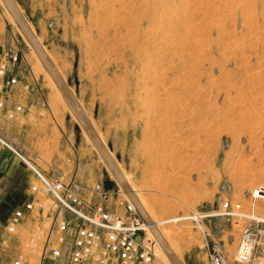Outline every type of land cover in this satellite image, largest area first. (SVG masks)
Returning <instances> with one entry per match:
<instances>
[{"label":"rangeland","instance_id":"374dc122","mask_svg":"<svg viewBox=\"0 0 264 264\" xmlns=\"http://www.w3.org/2000/svg\"><path fill=\"white\" fill-rule=\"evenodd\" d=\"M16 1L105 144L148 199L154 217L216 207L226 200L246 210L252 207L250 191L264 185V0ZM144 14L151 25L147 19L143 26L137 24ZM116 23L124 25L117 28ZM18 26L0 3V38L14 36L24 48L23 74L8 108L17 103L28 108L15 117L0 108V134L18 149L24 142L29 151L25 155L43 167L36 155L47 159L51 146L67 144L65 132L70 129L77 168L81 164L89 170L91 187L110 190L104 187L110 182L109 201L119 203L122 196L131 201L79 121L64 108ZM143 27L152 32L147 52L151 66L162 63L166 72L179 71L184 78L188 93L175 108L158 94L148 64L143 68L137 63L135 46L147 40ZM139 33L143 35L138 40ZM26 81L31 88L25 87ZM27 121L33 127L30 132L25 130ZM12 154L0 145V231L28 192L27 186L10 185L6 176ZM39 196L51 203L48 196ZM255 207L264 213V200ZM165 225L182 262L190 264L185 250H191L200 264H210L207 238L199 225ZM206 226L233 256L243 223L217 217L208 219ZM29 234L30 229L21 226L19 238L13 236L8 249L11 254L23 252L34 264L43 238L30 250L25 245Z\"/></svg>","mask_w":264,"mask_h":264},{"label":"built area","instance_id":"2783aa9c","mask_svg":"<svg viewBox=\"0 0 264 264\" xmlns=\"http://www.w3.org/2000/svg\"><path fill=\"white\" fill-rule=\"evenodd\" d=\"M23 58L24 48L18 41L9 44L0 41V108L6 110L8 117L28 109L22 103L8 108L11 92L23 74L20 68ZM25 87L31 88V83L26 81ZM0 145L17 156L34 176L25 199L12 209L2 224L0 264H32L23 252L11 254L8 249L12 237L19 238L21 226L30 229L25 244L30 250L43 238L40 258L34 264L50 261L54 264H168L157 251V241L149 233L150 225L127 196H122L119 203L109 201L110 190L88 189L76 175L48 174L1 134ZM40 193L48 196L51 203L47 204ZM249 194L252 207L248 210L241 203L226 200L216 207L170 216L166 223L191 221L202 226L211 218L235 219L242 222L243 227L233 256L211 237L208 229L203 231L210 264H254L257 261L264 264V213L255 207L264 200V185L254 187Z\"/></svg>","mask_w":264,"mask_h":264},{"label":"bare ground","instance_id":"6f19581e","mask_svg":"<svg viewBox=\"0 0 264 264\" xmlns=\"http://www.w3.org/2000/svg\"><path fill=\"white\" fill-rule=\"evenodd\" d=\"M0 3L2 6L5 7L7 13L9 14V17H10V20L12 22H14L16 25H17V22L14 18V16L12 15V13L10 12V10L7 8L4 0H0ZM21 9V8H20ZM21 11L23 12V10L21 9ZM142 16V15H141ZM144 19H147V23L150 24V19L148 18L147 15H143L142 17H137V24L140 25V26H143L144 24ZM29 21V20H28ZM30 25L33 27V25L31 24V22L29 21ZM117 25V28H120L121 26H123L124 24H119V23H116ZM151 25V24H150ZM148 26V25H147ZM18 29L21 31V33L23 34L22 30L20 29V27L18 26ZM33 29L35 30V28L33 27ZM140 29V28H139ZM143 30L146 31V29L143 27ZM36 32V31H35ZM144 33V31H143ZM142 33V35H143ZM151 31L148 29L146 31V36H147V40L146 39H143L141 41H138V43L136 44L135 46V50H136V54H137V63L140 64L143 68H147L149 66L150 69V72H151V76H152V79H153V85L156 87L155 89L158 90V94L160 92V95L162 96L163 99H165V102L167 103L168 106L171 105V107L174 105V103L179 100V99H182L187 96V93H188V90L186 88V86L184 85V78L181 77V75H179V71H176L172 70V74L170 72H166L165 71V68L163 69V65L162 63H160L159 65H155L154 67H152L150 64V62L148 61V51H149V44L151 45V41L148 39V37L150 36L151 37ZM24 35V34H23ZM38 35V34H37ZM140 35V33L138 34V40L139 38L142 36ZM39 36V35H38ZM153 36V35H152ZM25 37V35H24ZM26 38V37H25ZM154 38V37H153ZM39 39L42 41L41 37L39 36ZM26 40L28 41V39L26 38ZM28 44H30V48L35 56V58L37 59L39 65H40V68L41 70L45 73V76L48 78V80L50 81L51 85L53 86V88L55 89V91L57 92L58 94V97L61 101V103L63 104L64 108L68 109L70 111V113L73 115V117L75 119L76 116L73 114V112L71 111V109L69 108L68 104L66 103L65 99L63 98V95L60 91V89L58 88L57 84L55 83V81L53 80L51 74L47 71V69L45 68V66L43 65V63L41 62V59L39 58V56L37 55L34 47L31 45V43L28 41ZM152 44L155 45V43L152 42ZM45 47V46H44ZM150 48H153L152 46ZM46 49V48H45ZM47 50V49H46ZM153 50V49H152ZM155 50V48H154ZM49 53V52H48ZM49 55L51 56L52 60L55 62L53 56L49 53ZM56 63V62H55ZM148 64V66H147ZM58 66V65H57ZM58 70L60 71V73L63 75L64 79H65V75L62 71V69L60 67H58ZM198 73V71H197ZM181 74V73H180ZM66 81V80H65ZM161 82V83H160ZM160 87V88H158ZM73 90V88H71ZM157 90H155V93H157ZM161 90V91H160ZM196 90V89H195ZM74 92V90H73ZM75 93V92H74ZM159 95V96H160ZM159 98V97H158ZM161 100V99H160ZM162 101V100H161ZM81 104L83 105L85 111L87 112V114L89 115L93 125L95 126V128L97 129L95 123H94V120L93 118L90 116L88 110L86 109L84 103L80 100ZM162 103H164L162 101ZM165 103V104H166ZM194 103V101H193ZM192 103V104H193ZM161 104V103H160ZM167 105H165L167 107ZM177 106V104H175ZM175 106V107H176ZM162 107V106H161ZM174 107V106H173ZM172 107V108H173ZM174 107V108H175ZM168 110H169V107H168ZM173 117V115H172ZM101 139L103 140V136L102 134L100 133V131L97 129ZM85 132V136L87 138V140L89 142H91L93 145V141L91 140L90 136L87 134V132L84 130ZM105 140V139H104ZM103 140V141H104ZM94 147H96L94 145ZM97 149V148H96ZM199 151V150H198ZM112 153V151H111ZM112 155L114 156V158L117 160V158L115 157L114 153H112ZM101 157V155H100ZM101 159L103 160V158L101 157ZM104 161V160H103ZM105 162V161H104ZM117 163L119 164L121 170L123 171V174L126 178V180L129 182V184L131 185V188H132V191L135 193L137 199L139 200L142 208L144 209V211H146V213H148L149 217H150V230H149V233L151 236H153V238L156 239L157 241V251L160 253V255L162 256L163 260L165 262H167L168 264H173L167 251L165 250L161 240H159V238L157 237V235L155 234L154 232V228L158 229V231L160 232V234L162 235L163 239L167 242V244L169 245V247L174 251V253L177 255V257L183 261L182 257L180 256L179 252L177 251L175 245L172 243L171 241V237H170V232L169 230L166 228V220L168 218H156L153 216V213L150 211V207L147 203L148 199H146L145 197L141 196L140 193L138 192V190L136 189V187L133 185L132 181L128 178L125 170L123 169V167L120 165V163L118 162L117 160ZM108 170L110 171L111 175H113V173L111 172V170L109 169L108 167ZM115 177V176H114ZM125 195H128L127 192H125V190L123 189ZM123 193V192H122ZM128 198V197H127ZM168 227V226H167ZM203 231L207 228L206 224L205 225H202V226H199ZM203 247V246H202ZM258 264H263V261H260Z\"/></svg>","mask_w":264,"mask_h":264},{"label":"water","instance_id":"95a60500","mask_svg":"<svg viewBox=\"0 0 264 264\" xmlns=\"http://www.w3.org/2000/svg\"><path fill=\"white\" fill-rule=\"evenodd\" d=\"M7 8L10 10L12 15L14 16L17 24L19 25L20 29L22 30L25 37L28 39V41L31 43V45L34 47L37 55L41 59V62L47 69V71L51 74L53 80L57 84L58 88L60 89L63 98L65 99L66 103L68 104L69 108L73 112V114L76 116L77 120L79 121L82 128L87 132V134L90 136L91 140L93 141L94 145L97 148V151L115 176L118 183L121 185V187L127 192L129 195L131 201L136 205L138 208L140 214L145 219V221L150 225V217L146 211L142 208L139 200L137 199L135 193L132 191L131 185L126 180L123 171L121 170L119 164L117 163V160L112 155L109 147L105 142L101 139L97 129L93 125L89 115L85 111L83 105L81 104L79 98L77 95L73 92L71 87L68 85V83L65 81L63 75L58 70L56 64L52 60L51 56L45 49L43 43L40 41L37 33L33 29V27L30 25L28 18L25 16V14L21 11L18 3L16 0H4ZM110 182H107L108 184ZM111 185V184H110ZM109 186V184L107 185ZM159 240H161L165 250L167 251L171 261L173 264H185L182 262L177 255L174 253V251L169 247L167 242L163 239L162 235L158 231V229H153Z\"/></svg>","mask_w":264,"mask_h":264},{"label":"crops","instance_id":"0c3cea01","mask_svg":"<svg viewBox=\"0 0 264 264\" xmlns=\"http://www.w3.org/2000/svg\"><path fill=\"white\" fill-rule=\"evenodd\" d=\"M13 38H14V36H12L10 39L0 38V41H5L7 44H9V43L13 42V40H12ZM29 109H31V108H29ZM22 127H24V125H22ZM25 128H26L25 129L26 132H30L33 130V127L30 126V121H27L25 123ZM36 129L38 131L39 128H36ZM51 129H52L51 127L47 128V132H46L47 135L50 134ZM42 132H43L42 137H44V133H45L44 130ZM65 133L67 134V140H66L67 144L62 143L58 147L51 146L50 152H47L48 153L47 159H43L41 156L35 154L36 157L38 159H40V161H41L40 165H42L44 168L39 166L37 164V162H35L34 160H32V161L39 168L46 171L48 174L54 175V174H57L59 172H64V173H68L70 175H76V177L79 180H81L83 182V184H85L88 187V189H93L91 187L90 177L88 178L89 170L86 169L85 167H83V169H81V164L79 165L80 168H77L76 148H75L74 142L70 141V139L72 137L70 129H67V131ZM19 147H20V150L22 152H26V154L29 152L28 148L24 142L20 141ZM27 156L29 157V155H27ZM12 158H14L13 154L9 159L7 168L5 169L6 176L8 178H10V185L15 184L19 187L27 186V189H28L30 182L32 181V179L34 177L33 173L28 169V167L21 160L20 161L18 160V163H17V160H16L17 158H14L13 160H12ZM21 166H23V168H25V170L22 171ZM81 171H83V172H81ZM103 184H105V183L103 182ZM104 187L106 189L111 190L110 186H107V184H105ZM25 196H26V194H25ZM240 235H241V233H240ZM185 255L188 258V261L190 264H200L201 263L199 261V259L197 258V254H195L194 251L185 250ZM47 264H53V262L50 261Z\"/></svg>","mask_w":264,"mask_h":264},{"label":"flooded vegetation","instance_id":"af4514ba","mask_svg":"<svg viewBox=\"0 0 264 264\" xmlns=\"http://www.w3.org/2000/svg\"><path fill=\"white\" fill-rule=\"evenodd\" d=\"M108 184L110 185V183H108ZM108 184H107V185H108Z\"/></svg>","mask_w":264,"mask_h":264}]
</instances>
